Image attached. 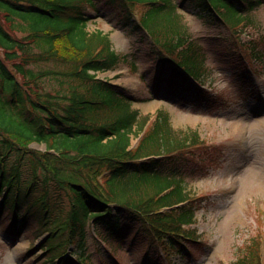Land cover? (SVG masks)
<instances>
[{
	"label": "trees",
	"instance_id": "trees-1",
	"mask_svg": "<svg viewBox=\"0 0 264 264\" xmlns=\"http://www.w3.org/2000/svg\"><path fill=\"white\" fill-rule=\"evenodd\" d=\"M260 7L264 0H0V225L20 234L34 220L33 239L43 236V255L36 257L42 264H94V252L103 249L97 242L89 248L90 221L104 248L158 240L179 252V234L196 236L184 226L202 207L185 177L202 172L199 159L207 160L217 147L206 146L196 131L174 129L169 112L160 109L129 149L130 136L148 117L132 108L141 99L96 73L122 62L136 73L137 53L133 60L119 55L109 34L86 27L110 13L137 37L151 64L161 67L157 79L140 75L151 99L209 105L205 85L213 67L202 40L188 34L184 13L226 29L223 37L232 38L231 45L217 52L214 66L243 82L259 74L255 61L264 68V35L238 39L260 29ZM32 143L45 144V151ZM149 155L162 157L142 160ZM185 200L180 209L158 212ZM28 249L33 254L34 241ZM232 264H264L260 234Z\"/></svg>",
	"mask_w": 264,
	"mask_h": 264
},
{
	"label": "rangeland",
	"instance_id": "rangeland-1",
	"mask_svg": "<svg viewBox=\"0 0 264 264\" xmlns=\"http://www.w3.org/2000/svg\"><path fill=\"white\" fill-rule=\"evenodd\" d=\"M102 2L103 0H99ZM105 8L102 6V11ZM141 11V7L136 9ZM260 29H251L252 36L242 34V39L259 38L264 35V8L258 10ZM94 16V14H92ZM114 14L107 18H95L88 23L89 33L101 31L109 34L113 49L119 55H126L133 60V52L139 70L132 73L129 66L122 62L112 71L99 74L112 84L121 86L141 99L132 104L139 114L153 115L158 109L170 113L174 129L196 131L206 146H216V154L207 160L199 159L205 169L194 171V176L187 174V189L196 197H203L195 220V228L200 234V243L189 244L183 256L173 257L174 264H231L243 254L245 246L257 234L264 240V68L261 62H254L252 67L259 70L257 76H249L246 81H237L226 68L216 69L211 75V87L219 94H209L206 102L194 105L186 101L177 104L163 99H151L147 88L140 81L143 71L153 76L154 66L151 56L145 53V46L137 42L135 35H130L118 24ZM184 23L192 38L202 40L208 51V60L217 63V52L227 51L232 38L223 37L226 32L219 25L205 23L200 18L184 13ZM260 33V34H261ZM24 35L18 33V36ZM220 35V36H218ZM222 35V36H221ZM264 52V49H263ZM264 56V54H263ZM264 64V63H263ZM212 64H210L211 66ZM213 67H215L213 65ZM56 65L53 63V67ZM233 73V72H232ZM234 75V74H233ZM235 76V75H234ZM210 83V82H209ZM132 144L136 143L130 136ZM33 149L44 151L42 144L31 145ZM197 161V162H199ZM193 170L194 166L192 165ZM188 190V191H189ZM35 222H30L29 230L22 235L13 236L0 225V264H39L27 252L32 235L29 234ZM92 239L88 240L93 249ZM40 239L36 241V248ZM96 243V241H95ZM100 246V245H99ZM145 244L126 247L128 254L114 252L120 264H144V259L163 253L161 246L153 245L147 251ZM132 248V249H131ZM131 249V250H130ZM124 251V249H123ZM35 255H40L39 248ZM104 255V254H103ZM101 256L94 257V263L102 264ZM106 261L111 259L104 255ZM151 257V258H152Z\"/></svg>",
	"mask_w": 264,
	"mask_h": 264
}]
</instances>
